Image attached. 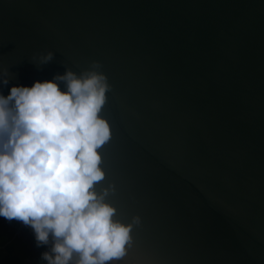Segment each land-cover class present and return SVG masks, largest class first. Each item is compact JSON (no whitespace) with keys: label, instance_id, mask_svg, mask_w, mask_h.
I'll return each instance as SVG.
<instances>
[{"label":"water","instance_id":"obj_1","mask_svg":"<svg viewBox=\"0 0 264 264\" xmlns=\"http://www.w3.org/2000/svg\"><path fill=\"white\" fill-rule=\"evenodd\" d=\"M94 61L97 192L141 219L112 264H264V0H0V95Z\"/></svg>","mask_w":264,"mask_h":264},{"label":"clouds","instance_id":"obj_2","mask_svg":"<svg viewBox=\"0 0 264 264\" xmlns=\"http://www.w3.org/2000/svg\"><path fill=\"white\" fill-rule=\"evenodd\" d=\"M41 66L53 52L34 57ZM92 62L79 74L66 69L51 81L14 86L0 95V217L32 229L42 264H112L133 246V216L124 224L106 202L99 149L111 140L100 113L111 85ZM8 71L0 73L7 85ZM64 85L61 91L60 85Z\"/></svg>","mask_w":264,"mask_h":264},{"label":"trees","instance_id":"obj_3","mask_svg":"<svg viewBox=\"0 0 264 264\" xmlns=\"http://www.w3.org/2000/svg\"><path fill=\"white\" fill-rule=\"evenodd\" d=\"M45 251L47 247H36L35 239L0 217V264H42L40 256Z\"/></svg>","mask_w":264,"mask_h":264}]
</instances>
